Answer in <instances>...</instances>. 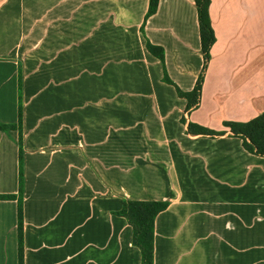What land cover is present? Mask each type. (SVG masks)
Wrapping results in <instances>:
<instances>
[{
    "label": "crops",
    "instance_id": "crops-1",
    "mask_svg": "<svg viewBox=\"0 0 264 264\" xmlns=\"http://www.w3.org/2000/svg\"><path fill=\"white\" fill-rule=\"evenodd\" d=\"M0 0V123L20 124L23 264H140L122 197L167 200L153 264H264V156L228 131L264 113V0ZM160 46L164 64L146 47ZM19 76L21 88L19 90ZM19 129L0 130V195H18ZM0 264H18L17 199L0 198Z\"/></svg>",
    "mask_w": 264,
    "mask_h": 264
},
{
    "label": "trees",
    "instance_id": "trees-1",
    "mask_svg": "<svg viewBox=\"0 0 264 264\" xmlns=\"http://www.w3.org/2000/svg\"><path fill=\"white\" fill-rule=\"evenodd\" d=\"M199 27L200 37V52L203 58L201 70L196 78L193 88L189 91H182L167 75L163 68V79L165 82L172 84L178 96L187 100L185 114L196 108L200 102L201 87L204 78V72L207 62L210 58V47L215 40L213 28L209 17V2L210 0H193ZM158 0H149L148 10L145 18L153 14L157 8ZM147 49L155 55L162 65L164 64V53L160 46L146 42ZM21 88L19 76V90ZM22 120V102L19 100L18 106V122L0 123V130L8 131L13 128L19 129L18 138V195H0V198H16L17 199V259L18 264H23V216H22V189H23V167L22 153L23 147L21 142L20 124ZM182 122L186 126V131L192 135H207L217 136L229 134L231 136L240 137L243 147L256 155L264 156V113H260L247 121H227L224 125L228 127V131H216L191 123L182 117ZM168 205L167 200H132L127 197H122L121 208L116 211V214L123 216L129 225L132 227V243L138 247L140 251V264H153V225L154 219L158 212L165 209Z\"/></svg>",
    "mask_w": 264,
    "mask_h": 264
}]
</instances>
